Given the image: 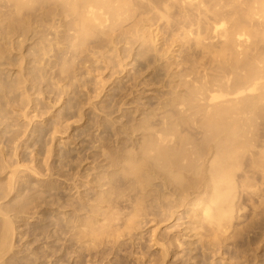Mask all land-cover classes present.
Returning <instances> with one entry per match:
<instances>
[{"label": "rangeland", "instance_id": "obj_1", "mask_svg": "<svg viewBox=\"0 0 264 264\" xmlns=\"http://www.w3.org/2000/svg\"><path fill=\"white\" fill-rule=\"evenodd\" d=\"M14 18L16 28L5 30L0 10V208L13 229L5 264H162L152 238L169 247L163 264H231L233 255L264 235L257 232L264 218H249L252 203L242 201L247 207L237 231L233 222L221 231L213 223L195 224L190 217L196 207L165 220L174 187L153 175L129 190L121 157L135 147L132 129L141 116L116 113L117 104L137 81L161 74V61L153 59L149 45L143 47L142 36L129 29L133 34L125 38L130 25L105 22L73 33L54 0L32 3ZM167 18H179L178 13L172 10ZM164 21L150 22V31L166 35L155 32L153 37L163 38L153 42L156 48L168 46L173 53L166 50V57L174 58L173 37L166 41L174 29L166 30ZM158 86L142 102L153 107L162 95ZM104 193H111L110 205L121 214L116 220H105L106 204L97 216L90 212L88 205ZM118 194L122 197L115 200ZM256 198L252 205L258 206ZM90 229L100 235L89 236ZM262 253L264 247L258 251L264 264Z\"/></svg>", "mask_w": 264, "mask_h": 264}, {"label": "bare ground", "instance_id": "obj_2", "mask_svg": "<svg viewBox=\"0 0 264 264\" xmlns=\"http://www.w3.org/2000/svg\"><path fill=\"white\" fill-rule=\"evenodd\" d=\"M54 1L58 12L72 25L73 33H77V27L82 30L101 27L105 22L122 27L127 23L130 26L123 33L125 38L129 33L133 34L130 30L139 33L143 47L149 45L153 59L161 61L158 70L161 74L155 73L147 81H137L117 104L116 113L123 111L125 117L127 113L141 116L132 129L138 137L135 147L125 149L121 157L129 190L135 192L153 175L166 188L174 187V199L167 207L165 220H174L186 207H196L194 217H190L196 219L195 224L213 223L221 231H226L233 222L237 231L242 212L247 207L243 202L253 204V198L264 191V0ZM36 2L41 0H0V10L4 13L3 28H16L18 19L14 16ZM172 10L179 18L169 21L167 14ZM137 16L138 19L134 20ZM156 20H165L166 30L174 29V35L166 41L173 37L171 42L178 50L174 54L176 57H166L173 53L166 49L168 46L156 48L153 34L157 32L166 37L157 26L152 25L158 31L153 34L150 31V22L162 23ZM159 35L155 39L163 38ZM171 42L170 47L173 46ZM154 85H159L158 91L162 95L150 107V101H142L151 96L145 95L147 91L157 90ZM143 111L148 112L143 114ZM125 133L129 135L126 129ZM13 179L14 171L10 172L8 181ZM109 194L97 195L91 201L96 204L88 205L91 214L97 216L106 204V221L116 220L121 215L110 205ZM118 197L122 195L118 194L115 200ZM256 199L258 206L249 204L252 208L249 218L253 215L262 219L264 214L256 212L264 209L260 208L264 207L261 206L264 200L259 202ZM0 216L3 217L0 264H5V255L11 249L6 247L13 229L11 220L1 208ZM259 229L257 232L262 234L264 227ZM88 234L100 235L91 229ZM262 237L264 235L249 242L250 237L249 247L246 245L248 248H242L233 255L235 261H232L233 257L230 261L261 264L258 251L264 247V239H259ZM151 243L160 249L163 262L160 259L159 262L163 264L169 247L155 238ZM243 249L248 250L242 253Z\"/></svg>", "mask_w": 264, "mask_h": 264}]
</instances>
